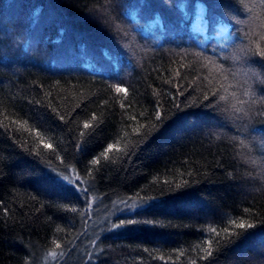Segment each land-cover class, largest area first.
<instances>
[{"label": "trees", "instance_id": "trees-1", "mask_svg": "<svg viewBox=\"0 0 264 264\" xmlns=\"http://www.w3.org/2000/svg\"><path fill=\"white\" fill-rule=\"evenodd\" d=\"M0 264H264V0H0Z\"/></svg>", "mask_w": 264, "mask_h": 264}, {"label": "rangeland", "instance_id": "rangeland-1", "mask_svg": "<svg viewBox=\"0 0 264 264\" xmlns=\"http://www.w3.org/2000/svg\"><path fill=\"white\" fill-rule=\"evenodd\" d=\"M200 10H197L194 16V20L191 23V29L194 36H197V42L199 45H206L211 40L214 41V47L221 48L231 42L235 35L230 31L227 25L223 23H215L206 21V18L202 17ZM148 31H156L158 28L157 22L147 26Z\"/></svg>", "mask_w": 264, "mask_h": 264}, {"label": "snow or ice", "instance_id": "snow-or-ice-1", "mask_svg": "<svg viewBox=\"0 0 264 264\" xmlns=\"http://www.w3.org/2000/svg\"><path fill=\"white\" fill-rule=\"evenodd\" d=\"M116 91L117 92H125L126 90L124 88H122V87H117ZM84 126H85V128L88 127L87 124H85ZM45 147H49V145H45ZM109 148H111V145L109 146ZM92 163L95 164V163H97V161L96 160H93ZM140 206H143V205H140ZM135 209H137V208H133V209H131V211H134ZM127 222L129 224H131V223L135 222V219H129V220H127ZM124 223H125V221H121L119 225H114V228H116V227H122L124 225ZM240 227H244V225L241 224ZM57 247H59V245H57ZM209 254H211V253H209Z\"/></svg>", "mask_w": 264, "mask_h": 264}]
</instances>
